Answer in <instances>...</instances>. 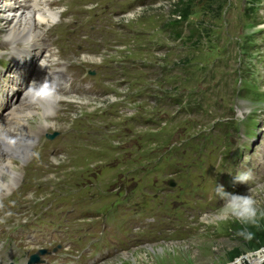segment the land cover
Here are the masks:
<instances>
[{
    "label": "rangeland",
    "instance_id": "374dc122",
    "mask_svg": "<svg viewBox=\"0 0 264 264\" xmlns=\"http://www.w3.org/2000/svg\"><path fill=\"white\" fill-rule=\"evenodd\" d=\"M106 1L110 0H91L89 5L84 6L86 12L75 16L82 22L86 34L90 33L87 28L90 24L98 23L96 18L87 22L89 15L106 6ZM174 1H144L140 6H133V10L124 16L113 18L109 27L98 29L101 33L99 49L91 55H84L83 60L91 62V67L98 68L102 63L113 66L114 62H120L123 68L119 74L121 79L127 80V84L124 87L112 84L114 90L105 99H79V106L75 107L73 113L78 116L71 120L68 130L70 139L62 143L60 139L57 140L60 144L56 146L54 160L43 151L32 163H50L48 176L42 175L41 181L47 201L51 200L58 208L71 213L82 211L96 216L89 222L90 225L98 228L117 248H125L137 241L139 229L145 226L146 220L153 218L150 212L155 211L162 217L169 215L167 206L162 203L164 196L157 203L146 206V213L143 212L148 201L147 196L142 194L145 178L142 176L138 180L141 174L132 172L136 167L138 170L149 166L152 160L157 162L156 167L160 171L168 167L165 157L161 156L162 152L151 153L160 150L164 142L157 133L150 134L142 143L138 141V145H130L125 138L116 136L113 131H125L126 128L130 130L126 132L128 135L150 131L146 127L127 126L125 114L119 110L121 103L139 105L149 115L167 113L166 116H170L173 113L171 127L161 126H165L162 131L168 135L170 130L181 126L183 119L180 117H188L195 123L206 118L200 115L199 110L174 112L176 107L170 104L167 110L163 109L157 104L159 97H177L184 103L195 100L219 102L228 106L231 105L229 99L232 93L224 92L226 86L220 85L226 71L236 72V75L259 84L262 80L264 0H229L230 5L226 9L222 7L224 13L219 12L214 17L205 12L202 16L200 13L190 14L183 23L200 22L204 31L207 30L198 42L192 44L189 43L194 39L186 37L182 27L184 38L174 39L168 35V29L173 28V17L169 12L170 4ZM5 41L0 28V44ZM78 42L74 41L72 46ZM145 45H152L150 47L156 49L155 52L139 50ZM129 90H137L143 96L136 98L135 94H128ZM148 96H154L155 101ZM219 97H222L221 100ZM115 102L118 105L114 106ZM219 105L215 104L212 111L219 114L222 111ZM105 107L119 113L113 117L101 116L95 121L89 112H101ZM61 117L58 114L54 121H49L56 125L55 120ZM106 122H109L107 128L102 124ZM12 165L18 168L17 161L13 160ZM134 183L137 184L135 187ZM262 184L247 194L256 199L257 207L264 209ZM197 185L194 179H186L181 184V191L186 192L185 205L190 209L198 207L203 211L209 210L216 200L207 193L205 202H198L191 194ZM176 197L182 199L181 193ZM153 206L156 210H153ZM212 215L201 220L192 238L166 244L159 241L158 244L154 243L156 246L145 245L147 247L132 249L103 264H264V258L256 256L264 251V247L257 250L244 248L237 235L229 229V221L235 217L227 209L223 208ZM179 221L180 218H177L176 229L185 227ZM233 246L241 249V253L232 261H227L225 252Z\"/></svg>",
    "mask_w": 264,
    "mask_h": 264
},
{
    "label": "bare ground",
    "instance_id": "6f19581e",
    "mask_svg": "<svg viewBox=\"0 0 264 264\" xmlns=\"http://www.w3.org/2000/svg\"><path fill=\"white\" fill-rule=\"evenodd\" d=\"M28 6L24 2L21 3L20 0H0V28L3 30V38L6 41L34 38L40 34L37 29L39 23L47 24L55 19V14L52 10L45 7L38 8L36 1ZM45 95L47 94L39 93L38 95V93H33L30 99L33 101L34 107H16L9 111L8 114L10 116L17 118L14 136L20 139L17 143L23 142L22 137L24 135L40 131L52 125V122H49L46 118L52 115L54 99L50 95H48L47 99L40 98ZM4 148L7 152L0 157V192L6 188L8 183H12L17 179L18 168L12 165V161L20 160L19 158L24 155V150L18 149L17 146H4ZM219 210L221 209L207 216H213L212 214L217 213ZM156 244L149 246H156Z\"/></svg>",
    "mask_w": 264,
    "mask_h": 264
},
{
    "label": "trees",
    "instance_id": "16d2710c",
    "mask_svg": "<svg viewBox=\"0 0 264 264\" xmlns=\"http://www.w3.org/2000/svg\"><path fill=\"white\" fill-rule=\"evenodd\" d=\"M229 2V0H175L170 4L169 13L173 17V28H167L169 37L182 39L183 35L186 33V37L194 39L189 44L198 42L202 33H205L207 30L204 31V26L200 22L183 23L186 17L190 14L198 15L199 13L202 16L204 12L207 14L209 13L210 17H214V14L218 15L219 12L223 14L226 7L230 5ZM223 6H225V9L222 11ZM181 27L184 28L185 31L183 34H181ZM179 59L180 56L178 55L177 60ZM258 209L264 210L262 207H258ZM228 227L237 235V238L241 241L244 248L248 250H257L264 247V217L258 215L256 223H242L235 217L229 221ZM240 253L241 249L237 246H233L225 252V259L227 261H232ZM256 256L264 258V251L256 254Z\"/></svg>",
    "mask_w": 264,
    "mask_h": 264
},
{
    "label": "clouds",
    "instance_id": "9594fccd",
    "mask_svg": "<svg viewBox=\"0 0 264 264\" xmlns=\"http://www.w3.org/2000/svg\"><path fill=\"white\" fill-rule=\"evenodd\" d=\"M48 95H54L55 89L50 87L48 83L43 84L42 88L38 91ZM48 95L41 96V99H47ZM251 172H240L236 175V180L242 184H246L251 179ZM217 194L221 199H225L224 208L227 209L231 216L236 217L242 223H256L258 215L264 217V210L257 207V201L249 194H227L224 192L222 186H217Z\"/></svg>",
    "mask_w": 264,
    "mask_h": 264
}]
</instances>
